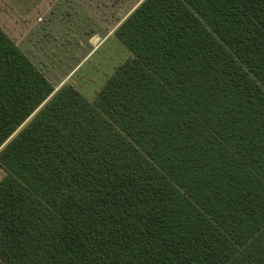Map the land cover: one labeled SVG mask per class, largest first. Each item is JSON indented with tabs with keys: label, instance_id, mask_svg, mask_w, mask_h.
Here are the masks:
<instances>
[{
	"label": "trees",
	"instance_id": "16d2710c",
	"mask_svg": "<svg viewBox=\"0 0 264 264\" xmlns=\"http://www.w3.org/2000/svg\"><path fill=\"white\" fill-rule=\"evenodd\" d=\"M90 101L0 26V264H264V0H143Z\"/></svg>",
	"mask_w": 264,
	"mask_h": 264
},
{
	"label": "rangeland",
	"instance_id": "374dc122",
	"mask_svg": "<svg viewBox=\"0 0 264 264\" xmlns=\"http://www.w3.org/2000/svg\"><path fill=\"white\" fill-rule=\"evenodd\" d=\"M140 1L0 0V26L56 90L71 83L94 101L108 75L130 56L114 32ZM5 173L0 168V179Z\"/></svg>",
	"mask_w": 264,
	"mask_h": 264
},
{
	"label": "crops",
	"instance_id": "0c3cea01",
	"mask_svg": "<svg viewBox=\"0 0 264 264\" xmlns=\"http://www.w3.org/2000/svg\"><path fill=\"white\" fill-rule=\"evenodd\" d=\"M142 1H143V0H141V1L136 5V7H137ZM75 4H76V3H75ZM77 5H78V2H77V4H76V6H77ZM136 7H135V8H136ZM135 8H134V9H135ZM134 9H133V10H134ZM131 12H132V11H131Z\"/></svg>",
	"mask_w": 264,
	"mask_h": 264
}]
</instances>
